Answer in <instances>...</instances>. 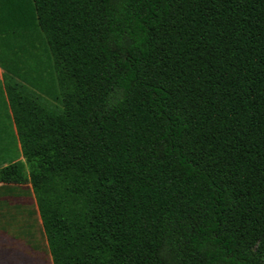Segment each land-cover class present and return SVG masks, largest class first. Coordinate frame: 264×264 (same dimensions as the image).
<instances>
[{"label": "trees", "instance_id": "trees-1", "mask_svg": "<svg viewBox=\"0 0 264 264\" xmlns=\"http://www.w3.org/2000/svg\"><path fill=\"white\" fill-rule=\"evenodd\" d=\"M0 46L51 264H264V0H0Z\"/></svg>", "mask_w": 264, "mask_h": 264}, {"label": "rangeland", "instance_id": "rangeland-1", "mask_svg": "<svg viewBox=\"0 0 264 264\" xmlns=\"http://www.w3.org/2000/svg\"><path fill=\"white\" fill-rule=\"evenodd\" d=\"M11 47L18 50L23 46ZM4 70L39 90L38 82L23 72L18 64L0 62V72ZM0 264H51L29 185L0 184Z\"/></svg>", "mask_w": 264, "mask_h": 264}]
</instances>
